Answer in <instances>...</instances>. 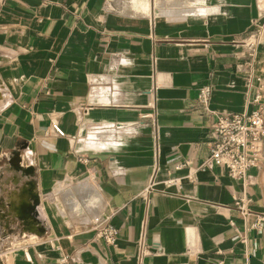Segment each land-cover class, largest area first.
<instances>
[{"label": "crops", "instance_id": "crops-1", "mask_svg": "<svg viewBox=\"0 0 264 264\" xmlns=\"http://www.w3.org/2000/svg\"><path fill=\"white\" fill-rule=\"evenodd\" d=\"M262 21L264 0H0V264H264V144L243 180L163 183L214 114L264 105Z\"/></svg>", "mask_w": 264, "mask_h": 264}, {"label": "built area", "instance_id": "built-area-1", "mask_svg": "<svg viewBox=\"0 0 264 264\" xmlns=\"http://www.w3.org/2000/svg\"><path fill=\"white\" fill-rule=\"evenodd\" d=\"M252 29V33L259 34L264 30V21L257 24ZM257 41L247 42L248 48L253 51L257 48ZM262 86L255 95L254 101L258 102L262 97ZM211 86L208 84L199 88L197 104L206 109ZM52 130L56 134H62V131L55 125ZM210 130L213 140L209 146L208 152L203 160L196 166L191 165L188 159H181L174 163L173 171L187 168L183 176H177L168 173L163 180L166 186H180L183 178L196 181V173L200 170L212 169L214 166L224 168L227 174L236 180H243L246 172L254 166H257L261 159L262 144H264V105L243 112L216 113L210 124ZM249 199L242 194L234 200L235 206L246 215L248 210L245 204ZM259 223L254 224L256 227ZM101 239L107 245H114L117 228L110 223H105L98 228Z\"/></svg>", "mask_w": 264, "mask_h": 264}, {"label": "bare ground", "instance_id": "bare-ground-1", "mask_svg": "<svg viewBox=\"0 0 264 264\" xmlns=\"http://www.w3.org/2000/svg\"><path fill=\"white\" fill-rule=\"evenodd\" d=\"M19 159V157L17 156V155H14L13 157H12V163L13 162H15V161H17ZM15 164V163H14ZM15 168H17V166L15 165L14 166ZM26 171H28V170H26ZM27 187V186H26ZM29 188V187H28ZM34 193V192H33ZM28 195L29 196H33V194H32V192H31V190L30 189H26V188H24L23 190H22V192H17L16 194H14L13 193V195L11 196V203H10V205H11V208H12V211L17 215V216H19L20 217V219L19 220H25V222H27L28 220H27V218H28V211L30 210V207L28 206V201H27V199H29V198H27L28 197ZM33 198H34V196H33ZM34 199H36V198H34ZM36 201V200H35ZM32 204H34V203H32ZM83 204V203H82ZM28 206V207H27ZM37 207V206H36ZM31 209H34V208H32L31 207ZM35 210H36V208H35ZM35 210H33V211H35ZM32 214V213H31ZM31 217V216H30ZM29 219V218H28ZM32 220V219H31ZM34 221V220H33ZM32 222V221H31ZM36 222V221H35ZM21 223V222H20ZM26 224V223H25ZM33 224V223H32ZM37 224V226H38V223H36ZM30 225V224H29ZM34 226H36L35 224H34ZM36 226V227H37ZM30 227H32V226H30ZM33 229V228H32ZM31 229V230H32Z\"/></svg>", "mask_w": 264, "mask_h": 264}, {"label": "water", "instance_id": "water-1", "mask_svg": "<svg viewBox=\"0 0 264 264\" xmlns=\"http://www.w3.org/2000/svg\"><path fill=\"white\" fill-rule=\"evenodd\" d=\"M28 171L30 170V169H27ZM35 196L37 197V203H36V205L35 206H37L38 204H39V199H38V195L35 193ZM37 216V215H36ZM42 228V227H41ZM43 232V228H42V231H41V233Z\"/></svg>", "mask_w": 264, "mask_h": 264}, {"label": "rangeland", "instance_id": "rangeland-1", "mask_svg": "<svg viewBox=\"0 0 264 264\" xmlns=\"http://www.w3.org/2000/svg\"><path fill=\"white\" fill-rule=\"evenodd\" d=\"M0 257H1L2 259L5 258V256H4L3 253H1V252H0Z\"/></svg>", "mask_w": 264, "mask_h": 264}]
</instances>
